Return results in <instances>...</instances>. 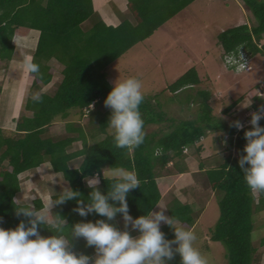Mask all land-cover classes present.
I'll return each instance as SVG.
<instances>
[{
  "label": "trees",
  "instance_id": "1",
  "mask_svg": "<svg viewBox=\"0 0 264 264\" xmlns=\"http://www.w3.org/2000/svg\"><path fill=\"white\" fill-rule=\"evenodd\" d=\"M193 1L128 0V8L123 13L114 6L121 22L113 25L97 17L93 0H0L2 61L13 59L14 37L18 30L37 29L40 32L33 54L34 61L40 65V75L32 76L31 93L22 114L12 120V134H6V130L0 127V227L14 228L21 219L26 220L15 214V206L28 205L16 201L21 180L25 176L30 177L31 171L36 172L35 168L47 162L55 172L64 176L65 183L60 189L69 186L78 190L85 202L91 191L86 183L90 177L99 176L101 191L106 193L111 183L104 179L103 171L106 168L123 167L135 171L141 185L131 190L126 199L133 218L144 215L153 210L161 199L156 167L163 168L168 161L173 160L175 167L183 171L179 162L185 158L186 146L199 143L207 130H219L228 134L229 148H236L237 157L232 159L228 156L224 160L217 157L215 165L203 172L208 188L222 194L219 202L221 213L216 226L210 229L211 238L226 245L229 264H264L258 255L264 237L260 244H256L253 237V211L254 208L264 209V193H258L259 200L256 202L257 196L248 188L238 164L240 155L245 154L243 149L247 141L244 131L252 126L250 123L245 124L244 128L238 130L230 127L232 121L224 122L214 116V107L208 101L216 98L222 101V94L216 90L213 94L202 90L196 92L193 97L199 94L203 98V107L197 118L182 121L169 115L165 105L157 98L158 95H145L140 112L146 136L144 143L133 150L117 148L107 125L111 109L104 106V100L113 87L109 80L110 65L135 44L153 35L156 29ZM242 1L252 12L255 21L220 33L219 42L223 52L237 54L242 48L251 54H264V0ZM87 20L91 21L90 26H86ZM52 59L59 60L64 69L60 80L47 92L42 88L53 80L49 64ZM200 80L199 72L193 67L171 83L168 89L174 96L187 89L191 90L187 91L192 95L195 93L194 85L200 84ZM35 92L42 93V102H33L31 95ZM242 99L233 100L224 111L236 115L230 111ZM93 102L94 107L90 109L89 104ZM190 103L194 104L193 101ZM252 106L260 108L256 103ZM75 108H78L79 116L87 117L86 127L81 121H69L68 117ZM235 118L245 121L237 115ZM63 120L66 121L65 136L52 135L54 123ZM163 122L168 124L167 130L148 131L150 124ZM259 123L264 126V118ZM77 141H81L82 145L77 150H70ZM156 148H162V153L154 154ZM198 148L201 150V146ZM78 158L82 162L79 160L77 167L72 166V162ZM206 160L202 159V168ZM59 192L53 194L52 198L55 199ZM42 203L41 197L33 200L37 208ZM76 206V200H69L63 205L54 206L53 212L63 216L69 225L81 220L95 222L96 219L104 218L95 213L81 217L73 211ZM182 209L187 212L190 206L183 205ZM174 214L176 218L184 216L182 219L185 224L191 223L190 216H181L177 210ZM120 219L122 216L117 214L115 223L119 228ZM161 230L166 238H174V231L167 224H162ZM40 231L42 235H51L45 227H41ZM136 232L132 231L131 234ZM73 243L75 251L90 256L95 254V249L87 247L82 238ZM257 258L258 262H255ZM169 264H180L179 255Z\"/></svg>",
  "mask_w": 264,
  "mask_h": 264
},
{
  "label": "rangeland",
  "instance_id": "2",
  "mask_svg": "<svg viewBox=\"0 0 264 264\" xmlns=\"http://www.w3.org/2000/svg\"><path fill=\"white\" fill-rule=\"evenodd\" d=\"M124 1H126L127 7L122 9L119 5L123 4ZM194 1L178 12L176 16L164 25L156 29L153 35L135 44L124 56L113 62L109 67V80L113 84L118 77L119 79H124L129 76H137L143 82L144 95H158L157 98L165 105V109L168 111L169 115L179 121L197 118L198 112L201 111V106L203 107L201 103L203 98L200 97L199 94L193 97L196 92L199 93V90H202L213 94L214 91L218 89L223 95V100L218 101L219 99L216 98L213 100L209 99L208 101L209 104L214 107V116L223 121L231 120L233 117L229 112L226 113L224 109L231 104L233 100L242 97L243 99L235 108H232L230 112L233 111L234 114L249 122L251 113L258 110L252 105L256 103L258 107H260V104H264V100H261L258 95L255 97L259 91V89L256 90V88L264 83V54H255L252 59L253 69L251 71L238 72L235 67H228L225 65L223 48L219 42V34L231 27H235L236 23L244 24L243 21L253 23L255 18L252 12L244 7L242 0V2H240L245 8L246 13L241 11L240 5L235 0ZM97 2H99V0H97ZM110 6L113 13L116 15L111 18L114 17L119 20L121 17L115 12L114 6L120 11L117 8L116 10L119 12L122 11L121 13H123L128 8V0H111ZM95 11L97 12V17L104 19L102 15L103 11ZM85 23L86 26L91 25L90 20H87ZM28 32V29L18 30L16 32L14 37L15 51L12 59L16 61L13 62L11 60L12 62H8L0 59V127L4 125L3 118L6 116L5 110L9 101L8 99L12 88L16 85V69L22 64L21 62L17 63V60L23 61L24 57L33 58L37 46L39 37L33 42L35 45H32V47L27 45L24 39L21 38L22 34ZM49 64L51 66L50 71L53 73V80L42 88L43 91L47 92L51 90V86L54 87L60 80L62 70L64 69V65L59 60L52 59L49 61ZM193 67L199 72L201 83L194 85L195 93L193 92L192 95L190 94L191 90L187 89L190 92L186 90L181 94L175 95V98L173 95L174 93L168 89V86ZM29 77L30 82H32L33 77L31 75H29ZM30 90L31 87H28L25 97L26 95H30ZM253 95L254 99L252 100L251 98ZM191 101H193L194 104H191ZM23 109L24 102L20 106L18 116L16 117L22 114ZM14 116L12 115V117ZM68 119L70 122L81 121L85 127L87 126V117L79 116L78 108L72 110ZM167 128L168 124L165 122L161 124L155 123L149 125L148 131L160 129L167 130ZM12 130L14 129L10 128L6 130V134H12L10 132ZM218 132L220 131H214V133L217 134ZM51 133L54 136L58 135V137L65 136L66 121L55 122L51 128ZM225 138L229 139V136H225ZM228 143V141L224 143L221 142L222 151L220 158L222 160L228 156H231L232 159L237 157L236 148L234 146L229 148ZM81 145V141H77L70 150H77ZM189 159L191 160V158ZM79 160L78 158L73 161L72 166L77 167ZM81 162L82 159L80 160V163ZM191 162V165L193 164V167L197 168V166L194 165L195 162ZM156 168L160 174L161 169L159 167ZM35 169L37 171H31L30 178L26 176L22 178L21 190L16 197L18 203L30 204L38 197H41L43 203H46L49 198H52L53 194L61 190L60 187L65 183L64 176L59 172H55L48 162ZM109 170L110 168H106L104 171L105 174ZM159 174L157 176H159ZM97 177L100 178L99 176ZM196 183L200 187L205 188L201 195H197L196 192L193 194V197L196 198L199 203H203L200 204V208L196 210L197 215L198 213L201 214L200 221H197V226L194 229L198 237L197 245L201 251L208 256L210 264H229L226 245L222 241L213 240L210 234V229L216 226L220 217L221 208L219 202L222 194L215 192V194L209 195V197H211L209 200L205 175L199 176ZM99 188L102 190L100 183ZM191 188L189 189L190 194H192ZM186 195L187 197L189 196L188 193H186ZM256 196V202H258L259 194L257 193ZM173 206V203H167L166 213L176 220ZM253 220L255 225L253 237L255 238L256 244H260V241L264 237V209L254 208ZM120 221L121 224L124 225L123 219H120ZM129 227L131 226L129 225ZM258 255H260L259 259L264 262V244L260 245ZM259 259L257 258L255 262H258Z\"/></svg>",
  "mask_w": 264,
  "mask_h": 264
},
{
  "label": "clouds",
  "instance_id": "3",
  "mask_svg": "<svg viewBox=\"0 0 264 264\" xmlns=\"http://www.w3.org/2000/svg\"><path fill=\"white\" fill-rule=\"evenodd\" d=\"M226 55L232 56L229 63ZM254 56L241 48L237 54L224 53V61L238 72L251 71ZM22 68L28 75H40V65L34 58L24 57ZM143 87L137 76L118 77L104 100V106L111 109L107 125L117 148L133 150L144 143L146 132L140 112L145 99ZM31 99L42 102V93H32ZM94 104H89L90 109ZM262 118L264 105L251 113L249 122L235 120L230 124L238 130L245 124L252 126L244 131L245 154L240 155L238 164L253 194L264 193V126L259 123ZM162 151V148H156L154 154L159 155ZM103 176L111 181L106 193L100 190L97 176L87 179L91 189L87 202L81 192L66 186L55 199L49 198L39 208L33 203L15 206L16 216L26 220L21 219L14 228L0 227V264H169L177 254L180 264H210L208 256L197 245L196 232L166 215V207L157 204L156 210H149L144 215L136 218L130 215L126 197L141 185L135 171L113 167L106 174L103 171ZM69 200H76L73 211L81 217L95 213L104 218L69 225L63 216L52 211L54 206ZM13 203L15 205V199ZM117 214L122 216L123 229L115 223ZM162 223L173 229V239L166 238L161 230ZM41 227L47 228L51 235H42ZM132 231L139 234L134 236ZM81 238L87 247L95 249L94 255L74 250L73 241Z\"/></svg>",
  "mask_w": 264,
  "mask_h": 264
},
{
  "label": "crops",
  "instance_id": "4",
  "mask_svg": "<svg viewBox=\"0 0 264 264\" xmlns=\"http://www.w3.org/2000/svg\"><path fill=\"white\" fill-rule=\"evenodd\" d=\"M116 1V0H115ZM229 1V0H227ZM241 7V11L243 13L245 12V5L241 0H235ZM244 5H242V3ZM111 0H93V5L95 10H101L103 11V17L107 21V23L111 22L113 25H118L121 20L117 18H111L112 16H116L110 6ZM195 2V1H194ZM118 4V3H117ZM119 5V4H118ZM122 9H125L127 7L126 1H124L123 4L119 5ZM246 16V14H245ZM111 18V19H110ZM239 21V20H238ZM244 24H253L252 22H247L243 21ZM109 23V24H111ZM241 24L235 25L238 26ZM233 28V27H231ZM37 33V34H36ZM40 32L37 29H31L29 30L28 33L22 34V39H24V42L31 46L35 45L33 42L37 40L39 37ZM33 39V40H30ZM146 40V39H145ZM144 41V40H143ZM262 43H264V37L262 38ZM13 62L16 60H12ZM11 61V62H12ZM22 61L17 60V63ZM19 68H15L17 70L16 72V85L14 88H12L11 94L9 96V101L7 103L6 107V116L3 118V126L5 130H9L10 128H13L14 123H13V118L18 116V112L20 109V106L24 102V104L27 101L28 95L25 97L26 90L28 87H31L32 82H30V77L29 75L25 74L22 68V64L18 66ZM12 68V67H11ZM10 72V70H9ZM29 77V78H28ZM201 83V82H200ZM263 84V83H262ZM258 88V87H257ZM256 88V90H257ZM218 91V94H221V91L216 89ZM3 92V90H2ZM24 93V94H23ZM256 97V96H255ZM252 100L254 99V95L251 98ZM235 108V107H234ZM12 115L14 117H12ZM230 115L233 117L229 121H235L237 120L233 114L230 113ZM223 121V120H221ZM224 122H227L224 120ZM10 127V128H9ZM215 130H207L206 135L199 141V143L193 144V145H187L186 149L184 150L185 153V158L179 162V165L182 167L183 171H180L175 167L174 161L170 160L168 161L167 164L164 165L163 168L159 167L161 169V173L159 176H157L156 181L158 184V187L161 192V199L158 202L159 205L167 207V203H173V208L174 212L177 210L180 212L181 216L182 214H186V216L191 217V223L185 224V221L182 218H176L177 221L182 223L188 228L195 229L197 226V223L200 221V216L201 214L198 213L196 214V210L200 208V204L197 201L196 198L193 197L194 192H196L197 195H201L204 192V187H200L196 181L199 176L205 175L203 172H205L208 168H211L212 166L215 165V159L218 157L221 159V151H222V146L221 142L224 143L225 141L229 142V139L225 138L224 131H220L217 133H214ZM221 133V134H220ZM224 134V135H223ZM228 135V134H227ZM228 138V137H227ZM220 144V145H219ZM201 146V150L198 148ZM229 147V143H228ZM191 158V160L189 159ZM206 158L205 166L202 168L201 162L202 159ZM191 161L195 162L194 165L197 166V168L193 167V164L191 165ZM200 161V162H199ZM30 178V177H29ZM192 187V188H191ZM192 189V194H190V190ZM207 190V189H206ZM208 197L211 194H215V191L211 188H208ZM186 193L189 194L187 197ZM211 197H209L210 200ZM183 205H188L190 206V210L187 212H183ZM153 210H156V206L154 207ZM204 210V209H203ZM200 214V215H199ZM167 215V213H166ZM198 221V222H197ZM121 224V221H120ZM163 224V223H162ZM161 224V225H162ZM121 229H123L124 225H120ZM139 233L136 232L133 235H138Z\"/></svg>",
  "mask_w": 264,
  "mask_h": 264
},
{
  "label": "built area",
  "instance_id": "5",
  "mask_svg": "<svg viewBox=\"0 0 264 264\" xmlns=\"http://www.w3.org/2000/svg\"><path fill=\"white\" fill-rule=\"evenodd\" d=\"M229 59L232 60V56L231 55H226V61L228 62ZM229 63V62H228ZM231 64V63H230ZM249 68V67H248ZM263 86V87H262ZM257 95L259 97H261L262 99H264V85H261V87L259 88V91L257 92Z\"/></svg>",
  "mask_w": 264,
  "mask_h": 264
}]
</instances>
